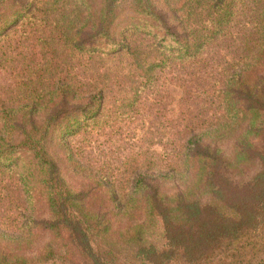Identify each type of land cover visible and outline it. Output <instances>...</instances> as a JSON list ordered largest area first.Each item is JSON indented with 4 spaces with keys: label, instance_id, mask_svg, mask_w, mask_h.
Returning <instances> with one entry per match:
<instances>
[{
    "label": "trees",
    "instance_id": "trees-1",
    "mask_svg": "<svg viewBox=\"0 0 264 264\" xmlns=\"http://www.w3.org/2000/svg\"><path fill=\"white\" fill-rule=\"evenodd\" d=\"M204 76L209 116L177 126L169 165L130 152L109 180L87 157L164 82ZM262 215L264 0H0V264H132L121 246L137 264H220ZM156 217L161 243L143 232Z\"/></svg>",
    "mask_w": 264,
    "mask_h": 264
},
{
    "label": "rangeland",
    "instance_id": "rangeland-1",
    "mask_svg": "<svg viewBox=\"0 0 264 264\" xmlns=\"http://www.w3.org/2000/svg\"><path fill=\"white\" fill-rule=\"evenodd\" d=\"M200 81V86L198 87L195 84L193 86L186 85L182 81L164 82L158 88V92L148 98L143 112L144 115L138 123H132L128 128L123 126L120 130L122 131L121 134H115L108 140L105 138L106 140L102 144V139L99 137L90 146V154L87 157L96 162L94 166L101 165L105 169L104 172L109 180L115 178L124 179L127 174L125 171L127 163L125 161L131 156L130 152L135 154L139 151H147L149 160L153 162L151 164L152 167L154 165L158 167L169 165L173 161L172 153L174 151L171 152L172 144L168 140H170V136L177 137V133H180L177 126H181L187 119L199 120L209 116L206 114V110L205 112L201 111L202 108L206 109L210 106L208 102L203 104L204 94L201 92L207 88L206 86L210 82L207 77ZM199 94L200 96L197 97ZM257 135H250L255 146H258L260 140L256 137ZM232 142L233 139H230L228 140L229 145H225L229 150ZM246 165V167H241L234 171V182L229 184L231 187H248L251 176L256 170H259V167L254 162H247ZM123 172L124 174L122 175ZM153 172L157 174L155 171ZM169 180L171 179L168 176L163 178L165 182ZM171 182L168 186L169 190L174 189L176 184L182 183L179 179L171 180ZM239 193L243 195L242 192ZM200 198L204 200L211 198V196L203 193ZM215 201L218 204L224 203L223 200L219 199ZM224 209L226 210L227 207H220L221 211ZM133 216V218H139L138 212ZM261 220L262 222L256 227V232L251 233V235L255 236L244 237L240 241L234 242L231 249L227 250L225 255L222 256L220 264H264V215H262ZM178 223L182 225L181 220H178ZM143 232H145L149 241L162 242L160 220L157 217L145 222ZM121 247L118 249L124 255L127 253L126 257L130 263L137 264L139 262L132 260L130 252H134V248ZM215 260L213 263L217 264Z\"/></svg>",
    "mask_w": 264,
    "mask_h": 264
}]
</instances>
